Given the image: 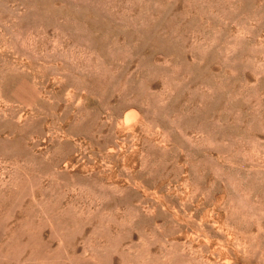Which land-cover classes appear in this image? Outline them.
<instances>
[{
	"label": "rangeland",
	"instance_id": "1",
	"mask_svg": "<svg viewBox=\"0 0 264 264\" xmlns=\"http://www.w3.org/2000/svg\"><path fill=\"white\" fill-rule=\"evenodd\" d=\"M0 264H264V0H0Z\"/></svg>",
	"mask_w": 264,
	"mask_h": 264
}]
</instances>
